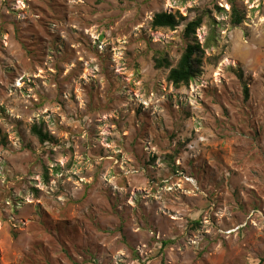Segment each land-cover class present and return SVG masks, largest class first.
<instances>
[{
    "label": "rangeland",
    "instance_id": "1",
    "mask_svg": "<svg viewBox=\"0 0 264 264\" xmlns=\"http://www.w3.org/2000/svg\"><path fill=\"white\" fill-rule=\"evenodd\" d=\"M232 1L0 0V264L261 263L264 0ZM195 42L177 88L154 59Z\"/></svg>",
    "mask_w": 264,
    "mask_h": 264
},
{
    "label": "trees",
    "instance_id": "2",
    "mask_svg": "<svg viewBox=\"0 0 264 264\" xmlns=\"http://www.w3.org/2000/svg\"><path fill=\"white\" fill-rule=\"evenodd\" d=\"M232 3V24L237 27L243 23V16L238 9V6L234 1L230 0ZM220 10V9H219ZM207 12H201L194 20L185 25L184 36L187 39H191L196 36L197 31L204 24V20L207 16ZM181 25L178 18L169 13H159L156 14L152 21V28L154 30L159 29H170L172 31L177 30ZM205 57V50L199 42L187 45L182 57L175 68H171L169 60L167 57H155V68L161 69L165 68L169 71L168 82L173 84L175 87L179 88L181 86H188L194 79L202 75L203 72V60ZM243 72H239V78L243 79ZM245 99L248 100L250 92L248 87H244ZM32 134L39 140L41 144L53 141V138L43 131L40 126L35 125L32 128ZM4 142V141H2ZM45 179L48 180V174L45 173ZM196 225H198L196 223ZM171 244L170 241L162 243V250L167 248ZM264 263V259L261 260L260 264Z\"/></svg>",
    "mask_w": 264,
    "mask_h": 264
}]
</instances>
